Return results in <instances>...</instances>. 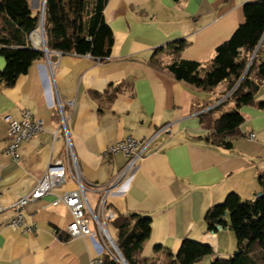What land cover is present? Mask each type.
<instances>
[{
  "label": "crops",
  "instance_id": "1",
  "mask_svg": "<svg viewBox=\"0 0 264 264\" xmlns=\"http://www.w3.org/2000/svg\"><path fill=\"white\" fill-rule=\"evenodd\" d=\"M248 1L253 0H108L103 18L112 30L113 44L104 60L50 51L48 59L44 54L33 61L13 85L0 81V264H92L97 254L99 235L69 237L72 213L64 203H52L56 195L76 187L59 103L94 209L101 193L92 184L107 183L128 159L122 151L109 153V147L127 136L146 139L167 126L107 197L109 209L118 214L151 218L143 256L165 262L176 255L184 237L213 249L193 264H211L214 256L227 258L234 253L233 232L208 230L203 217L230 192L247 200L261 191L264 109L236 107L226 101L238 82L232 77L204 90L175 79L149 60L168 61V46L183 42L182 58L208 60L243 21V4ZM29 7L33 15L39 14L42 0H29ZM5 64L0 54V70ZM255 100L264 101V87ZM23 109L41 119L42 129L19 144V160L14 161L4 153L7 123L3 117L19 118ZM234 109L244 120L240 134L231 138L232 147L211 143L200 115L213 111V117H218ZM247 132H253L254 139ZM55 158L66 163L65 183L25 205L23 221L32 230L13 225L12 204L35 185ZM91 227L96 230L94 224ZM108 228L116 239L117 229L110 221Z\"/></svg>",
  "mask_w": 264,
  "mask_h": 264
},
{
  "label": "trees",
  "instance_id": "2",
  "mask_svg": "<svg viewBox=\"0 0 264 264\" xmlns=\"http://www.w3.org/2000/svg\"><path fill=\"white\" fill-rule=\"evenodd\" d=\"M107 1L45 0L43 30L48 52L87 54L101 61L109 56L113 34L103 18ZM243 14V21L216 46L208 60L182 58L183 42L168 46V61L151 59L149 63L204 90H213L219 82L232 77L239 82L225 100L234 102L236 107L247 104L264 109V101L255 100L264 87V0L245 2ZM38 15L31 13L29 0H0V54L6 61L0 70V81L7 86L26 73L33 61L44 57L31 40L39 25ZM49 57L52 58L50 53ZM212 112L200 115L202 124L209 129L210 142L231 148V138L240 134L243 115L236 109L218 117H213ZM258 180L261 194L253 199L243 200L230 192L223 202L205 211L208 230L229 228L236 239L234 253L227 258L214 256L211 264H264V171L258 174ZM114 213L110 223L117 229L116 243L127 264H193L213 253L210 245L184 237L175 256L157 263L141 254L151 218L138 213ZM104 261L119 264L110 254L104 255Z\"/></svg>",
  "mask_w": 264,
  "mask_h": 264
},
{
  "label": "built area",
  "instance_id": "3",
  "mask_svg": "<svg viewBox=\"0 0 264 264\" xmlns=\"http://www.w3.org/2000/svg\"><path fill=\"white\" fill-rule=\"evenodd\" d=\"M39 27L40 23L38 25V28ZM38 32L41 35V30H38ZM33 45L34 48H41L45 56H47L46 51L43 49L42 38L38 43H33ZM57 52L58 54L61 53L59 51ZM95 59L97 61L101 60L98 57ZM238 82H236L233 89L236 87ZM233 89H231V91ZM58 108L61 114L60 127L63 129L68 140L66 155L67 161L70 160L71 162V164L68 162V166L73 169L72 178L76 183V187L64 190L61 194L56 195L52 203L57 204L62 202L69 207L73 216L71 224L67 227V234L69 237L87 236L95 238L96 234L99 235V241H97L98 251L96 256L91 261L92 264H108L104 261L105 254H110L118 261L119 264H126L125 259L117 249L118 246L116 239L112 236L108 228V223L114 217L115 213L113 210L109 209L107 197L113 190H116L120 183L126 178L127 173L142 157L145 148L152 141V139L160 132L164 131L167 126L160 127L146 139L127 136L109 147V153L122 151L127 155L128 159L123 169L108 180L107 183L103 185L98 183L92 184V186L101 193L98 198L97 208L94 209L88 199L87 187L82 180L69 143L66 118L60 103L58 104ZM3 119L7 123L4 153L14 161H18L19 144L23 140L29 139L41 131V119L28 109H23L19 118H15L11 114H6ZM246 136L249 139H254L255 134L253 132H247ZM66 167L67 166L63 158H55L50 161L42 176L37 179L35 185L12 204V209L15 213V218L12 220L13 225L23 224L25 229L32 230V227L27 226L23 221L22 212L25 205L52 193L55 187L64 184L66 181ZM1 209L2 207L0 206V210ZM92 224L96 226V230L91 227Z\"/></svg>",
  "mask_w": 264,
  "mask_h": 264
},
{
  "label": "water",
  "instance_id": "4",
  "mask_svg": "<svg viewBox=\"0 0 264 264\" xmlns=\"http://www.w3.org/2000/svg\"><path fill=\"white\" fill-rule=\"evenodd\" d=\"M44 4H45V0H42V7H41V11L38 15V19H39V23H40V27H39V30H41V38H42V44H43V49L46 51V54H47V59H48V50H47V47L45 45V37H44V30H43V16H44ZM261 194V191L257 192V195ZM119 253H120V250L119 248H117ZM121 254V253H120ZM122 255V254H121ZM126 262V261H125ZM127 264V262H126Z\"/></svg>",
  "mask_w": 264,
  "mask_h": 264
},
{
  "label": "rangeland",
  "instance_id": "5",
  "mask_svg": "<svg viewBox=\"0 0 264 264\" xmlns=\"http://www.w3.org/2000/svg\"><path fill=\"white\" fill-rule=\"evenodd\" d=\"M38 30H39V28L36 29V31H38ZM36 31H35V32H36ZM37 33H38V35H39L40 37H38V40L36 39V37H34V41H35L36 43L39 42V41L41 40V35L39 34V32H37ZM155 137H156V136H155ZM155 137H154V138H155ZM154 138H153V139H154ZM153 139H152V140H153Z\"/></svg>",
  "mask_w": 264,
  "mask_h": 264
},
{
  "label": "bare ground",
  "instance_id": "6",
  "mask_svg": "<svg viewBox=\"0 0 264 264\" xmlns=\"http://www.w3.org/2000/svg\"><path fill=\"white\" fill-rule=\"evenodd\" d=\"M37 36L40 37V36L38 35V33H37ZM37 43H38V42H37Z\"/></svg>",
  "mask_w": 264,
  "mask_h": 264
}]
</instances>
